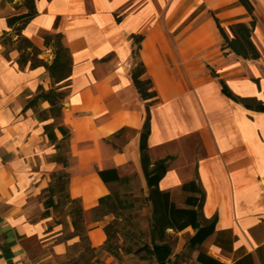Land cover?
Masks as SVG:
<instances>
[{"label": "crops", "instance_id": "obj_1", "mask_svg": "<svg viewBox=\"0 0 264 264\" xmlns=\"http://www.w3.org/2000/svg\"><path fill=\"white\" fill-rule=\"evenodd\" d=\"M126 1L42 0L40 6L37 0L39 15L31 22L38 21L42 10L45 22H39V28L61 32L72 56L71 84L61 115V124L70 131L68 194L80 201L93 248L104 245L105 227L114 217H93L99 198L118 185L105 183L98 171L115 169L120 177L136 176L145 193L142 100L130 78L135 62L130 35L136 33L132 26L139 14L136 9L125 14ZM121 9L117 22L115 14ZM14 12L0 0V36L9 30L6 18ZM26 32L34 45L45 48L41 35H32L40 39L37 43ZM43 55L52 59L51 52ZM18 57L12 50L6 59L0 44V264H59L79 236L71 217L67 228L72 234L65 236L53 207L44 203L50 174L61 167L51 160L58 150L44 133L51 119L42 121L33 108H25L39 86L51 87V78L44 67L19 66ZM37 108L48 110L49 104L41 101ZM121 129L125 131L116 137Z\"/></svg>", "mask_w": 264, "mask_h": 264}, {"label": "trees", "instance_id": "obj_2", "mask_svg": "<svg viewBox=\"0 0 264 264\" xmlns=\"http://www.w3.org/2000/svg\"><path fill=\"white\" fill-rule=\"evenodd\" d=\"M15 10V12L9 15L6 18V23L9 30L3 32L0 36V44L4 48V57L9 59V52L16 50L19 53L17 59V64L19 66L29 65L31 68L44 67L46 71L49 72L50 78L52 79V85L48 90H45L42 86H39L37 94L26 101L25 108H33L37 117L42 121H47L50 118L53 120L51 122L44 124V133L49 138L52 144H55L57 149H60L61 146L57 144L60 140H70V131L61 124L57 119L61 118L62 108L65 99L69 94V88L71 84V73H72V56L68 47H65L62 43L63 34L54 30H47L42 33L43 44L46 49L51 51L52 59L48 60L41 57L44 54V51L34 43L24 34V30L27 29L29 24L39 15L37 0H6ZM121 21L119 18L117 22ZM59 17H57L53 24V29H56L58 26ZM132 47H133V56L135 62L133 67L130 70V78L135 87L140 99L142 100V91H141V63L140 58L138 57L140 51V35L139 33H132L130 35ZM61 87H66L67 91L61 92L59 89ZM47 102L49 104L48 110H39L37 107L39 103ZM125 129H121L116 137L122 134ZM59 134V135H58ZM68 158L64 161L59 157L55 159L56 162L62 163L63 168L66 172L62 173H53L52 176H55V182H50L49 186L46 188L47 199L45 200V205L47 208L53 207L56 205L53 197L57 195L58 190L62 180L65 182L67 192L64 194L65 197L70 202L79 203L78 199H71L68 194V182H69V172L67 168L70 164V150L69 146L67 147ZM140 156H141V166L144 174V148H143V123L140 131ZM99 176L105 183L117 182L118 184H127L132 178L129 177H120L117 174L115 169H105L98 171ZM145 177V176H144ZM57 190V192H55ZM117 197L111 193L99 198V206L95 211H103V214L114 213L113 207L115 206L112 202L117 201ZM75 219H73V226L75 230H79L77 233L83 237L84 233H87L84 226V219L82 215V208L75 211ZM112 222L105 227L106 233V242L109 240ZM147 247V244L140 246L135 252L144 250Z\"/></svg>", "mask_w": 264, "mask_h": 264}, {"label": "rangeland", "instance_id": "obj_3", "mask_svg": "<svg viewBox=\"0 0 264 264\" xmlns=\"http://www.w3.org/2000/svg\"><path fill=\"white\" fill-rule=\"evenodd\" d=\"M45 1V0H43ZM75 1V0H73ZM41 6L42 0H38ZM62 3L65 4L64 1ZM130 9H136L139 14L138 0H127L125 3V14ZM122 9L115 14L116 20L122 18ZM136 14V16H137ZM44 12L41 10L40 18L36 23H31L27 28V34L32 36L38 34L42 36V33L47 31L46 29L39 28V22L44 23ZM136 33H139V19L132 26ZM132 45V43H131ZM44 52H51L50 50L43 48ZM41 57L51 60L50 56ZM52 85V79H51ZM61 92L67 91L66 87L59 89ZM51 121L53 120L50 118ZM61 122V118L57 119ZM50 121V122H51ZM68 139L60 140V149L55 147V144H51L58 151L51 157V160L56 162L60 155L64 161L68 158L67 147L69 146ZM58 163V162H57ZM61 167L53 173L66 172L63 168V164L60 163ZM70 165V164H69ZM69 167V166H68ZM68 171V168H67ZM50 174V182H55L56 177ZM65 179L62 180L60 189L55 191L57 195V203L53 206L56 213V221L62 222L64 225V235L69 236L72 233L67 228L69 217L75 219V211L80 208L79 203L70 202L66 197L65 193L67 188L65 186ZM49 182V184H50ZM46 190V189H45ZM111 193H113L118 199L112 202L115 206L113 210V220L111 228L109 229L110 236L108 242H105L103 246L99 248H93L88 239L87 233H84L83 237L78 235L79 230H75L74 233L79 236V241L69 248L66 258L61 259L59 264H148L147 261V247L144 250L135 252L143 244H147V232H146V204H145V193L139 183L138 178H132L129 183L118 184L111 187ZM102 211H95L93 217H98L103 214ZM83 215V214H82ZM63 260V261H62Z\"/></svg>", "mask_w": 264, "mask_h": 264}, {"label": "bare ground", "instance_id": "obj_4", "mask_svg": "<svg viewBox=\"0 0 264 264\" xmlns=\"http://www.w3.org/2000/svg\"><path fill=\"white\" fill-rule=\"evenodd\" d=\"M31 39L37 43H40V39L37 38L36 36H31Z\"/></svg>", "mask_w": 264, "mask_h": 264}]
</instances>
